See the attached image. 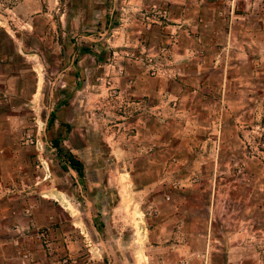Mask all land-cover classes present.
<instances>
[{"label":"rangeland","instance_id":"rangeland-1","mask_svg":"<svg viewBox=\"0 0 264 264\" xmlns=\"http://www.w3.org/2000/svg\"><path fill=\"white\" fill-rule=\"evenodd\" d=\"M19 1L0 0L20 50L11 57L21 73L19 91L6 104L22 128L26 163L19 168L29 171L17 189L32 190L27 204L53 218L62 243L49 263L264 264L259 19L170 15L171 5L186 6L181 0H40L47 14L36 16L31 30L8 12ZM212 1L218 7L227 0ZM238 1L247 14L250 0H230L232 7ZM250 29L257 48L248 45ZM202 40L203 46L194 44ZM184 57L201 67L196 75L204 84ZM70 62L85 70L78 79ZM133 74L143 76L146 91L156 79L181 88L182 100L165 101L172 110L160 116L167 122L137 116L130 123L131 111L140 109L130 100L142 96L148 109L158 99L155 89L133 94ZM38 80L39 92L29 97ZM149 120L155 130L133 136L131 125ZM68 153L81 163V174ZM18 213L11 209L13 217Z\"/></svg>","mask_w":264,"mask_h":264},{"label":"crops","instance_id":"crops-1","mask_svg":"<svg viewBox=\"0 0 264 264\" xmlns=\"http://www.w3.org/2000/svg\"><path fill=\"white\" fill-rule=\"evenodd\" d=\"M177 1V0H175ZM186 3L185 7L174 6L171 5L169 9L170 15L180 18V17H201L205 18L215 17V16H224V18H242L244 15H250L252 17H257L260 30L264 32V0H250V8L244 14L241 9V3L238 1V5H233L230 0L226 1V4L215 7L212 0H181ZM43 2L40 0H20L18 4H15L12 8L9 9L8 12H11L14 15H18L21 18L25 19L27 22V27L30 29H34L33 19L36 16H39L41 13H46L43 10ZM19 8V10L17 9ZM42 8V9H41ZM36 12L35 14H33ZM9 14V13H8ZM11 18L9 15L5 16V14L0 13V264H50L49 261L55 257L57 259L61 252L56 251L59 249V246L62 243L54 237L53 226L54 221L53 218L50 220L48 216L45 215V218L42 217L39 210L33 209V205L27 204V197L32 192L31 189H17V185L20 180H25L28 178L29 171L27 169H22L21 162L26 163V157L22 154L23 147L18 142L19 131L22 130L21 125L17 122V118L14 112L11 110L10 106L6 103L8 99L11 97H15V93L17 90L19 91L18 82L21 81V73L18 65L15 62H11V57L17 56L20 52L17 42L13 40L14 29L11 26V22L9 21ZM227 22V21H226ZM224 23V33L232 34L230 28V24ZM31 23V24H30ZM228 26V28H227ZM241 31V30H240ZM235 34V33H234ZM250 40L248 42L249 47L254 46L257 48L259 41L257 40L256 31L250 29L249 32ZM201 38L204 37L200 35ZM242 39V38H241ZM202 42L194 41L198 47L203 44ZM238 48H242L245 46L241 41H237ZM226 45V41L223 42V46ZM191 48V44L188 45ZM203 46V45H202ZM236 46V45H235ZM261 49L264 48V42L262 43ZM90 51L87 48H83L79 50L82 51ZM23 55V54H22ZM8 57V59H7ZM95 58H98V55ZM184 61L187 64V69H193V73L195 74L193 78L198 82L199 85L204 84L206 78H203L201 74V67L196 64V62L189 57H184ZM64 63V61H63ZM74 65L78 68L74 71L75 77L80 76L79 74H84V68H79L80 63L70 62L69 66ZM84 65V64H83ZM33 66L31 70L33 71ZM63 75H66V68H63ZM69 73V72H67ZM33 76V73L31 72ZM133 77H137L135 81L137 84L134 86V90H132L133 94H147V92L152 89H148L146 91L145 86H140L139 81L143 78L142 75H131ZM40 80L34 86V89L31 90V94L29 97H33L37 92H39L40 88ZM149 82H154L153 86L156 92L157 101L151 100L149 104V108L146 109V105H142L144 99L140 97L135 98V100H130L129 103L138 104V108L134 109L133 114L130 113V123L134 121V119L138 116V121L144 116L153 119V121L158 120L161 122H165L166 120L161 119L160 114L168 116L170 114L171 108L166 107L165 101H169L172 99L182 100V94L180 92L181 88H178V84L174 83L170 84L168 88L164 84L163 80L156 79L155 81L150 80ZM168 86V85H167ZM154 89L152 91H154ZM159 103L158 105L155 103ZM145 103V101H144ZM141 105V106H140ZM161 109H156L157 107ZM179 114V112H177ZM164 117V118H165ZM168 121V120H167ZM166 121V122H167ZM187 125H191L188 123ZM186 125V126H187ZM131 126L136 127L138 136L139 130L142 131L146 129L148 133L155 130L153 128L154 122H150V120L146 123H138L136 121L135 124ZM195 129L199 127H203L200 124H194ZM158 137V136H157ZM154 133V137L157 138ZM177 137H183L179 134ZM14 187V188H13ZM16 190L14 195H6L8 194V190ZM4 196L6 198H4ZM14 198V199H13ZM13 199V200H12ZM11 201H14L12 205ZM57 207L61 210H65V207L61 203L56 204ZM11 209H17L18 215L15 217L11 214ZM51 218V217H50ZM40 226H45L47 228V232L44 230L38 229ZM29 228L30 234L21 235V229ZM10 231L8 239L4 237L5 232ZM50 234L52 236L50 237ZM40 238H39V236ZM45 239V245L40 243L38 239ZM65 251V248H63ZM59 252V253H58ZM185 253V252H181ZM27 254V258H23V255ZM61 257V256H60Z\"/></svg>","mask_w":264,"mask_h":264},{"label":"trees","instance_id":"trees-1","mask_svg":"<svg viewBox=\"0 0 264 264\" xmlns=\"http://www.w3.org/2000/svg\"><path fill=\"white\" fill-rule=\"evenodd\" d=\"M55 145H59L58 141L55 142ZM67 161L78 174H81V163L72 154H67Z\"/></svg>","mask_w":264,"mask_h":264},{"label":"built area","instance_id":"built-area-1","mask_svg":"<svg viewBox=\"0 0 264 264\" xmlns=\"http://www.w3.org/2000/svg\"><path fill=\"white\" fill-rule=\"evenodd\" d=\"M20 234L21 235H27V234H30V230H29V228H27V229H21V231H20ZM39 236V235H38ZM39 238H40V236H39ZM28 257V255L27 254H24L23 255V258H27ZM68 257H61V262H64V263H66V262H68Z\"/></svg>","mask_w":264,"mask_h":264}]
</instances>
